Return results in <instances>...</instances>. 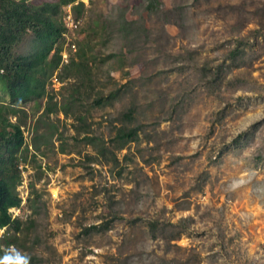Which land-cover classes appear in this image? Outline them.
Segmentation results:
<instances>
[{
    "label": "rangeland",
    "instance_id": "1",
    "mask_svg": "<svg viewBox=\"0 0 264 264\" xmlns=\"http://www.w3.org/2000/svg\"><path fill=\"white\" fill-rule=\"evenodd\" d=\"M77 1L76 50L56 46L75 58L86 37L89 54L67 77L56 69L53 85L49 70L42 96L11 101L0 71L1 114L24 136L10 245L31 264H264V0H157L151 11L149 0ZM257 28L245 65L207 85L200 66L228 62ZM33 43L27 34L15 53ZM128 108L137 134L115 150ZM86 136L105 142L104 156Z\"/></svg>",
    "mask_w": 264,
    "mask_h": 264
},
{
    "label": "trees",
    "instance_id": "2",
    "mask_svg": "<svg viewBox=\"0 0 264 264\" xmlns=\"http://www.w3.org/2000/svg\"><path fill=\"white\" fill-rule=\"evenodd\" d=\"M76 1L46 0L33 6L31 0H0V71L6 79V87L11 101L42 96L45 92V76L49 70L51 75L53 71L56 72V69L63 68V76L67 77L68 72L72 71L71 68L78 66V60L83 61L87 58L90 40L84 37L82 40L85 44L80 45L75 53L77 61L70 57L67 63L59 67L62 43L58 46L56 44L57 40L61 38L64 27L63 23H57L55 15L61 6L68 4H72L73 14L79 13L83 8V3L79 1L74 4ZM157 4V0H149L146 6L151 11L157 8ZM126 23L134 24L133 21H126ZM122 25L123 28L126 27L124 24ZM261 32V29L257 28L252 32V37L237 39L236 44L229 48L226 54L228 62H225L224 59L215 67L206 63L200 66L201 78L208 79L207 85L214 86L223 81L226 76L225 67L242 68L247 61L246 46L251 47L253 44H249L250 40L253 42L260 38ZM27 34L33 35L32 51L27 55L15 53V48ZM102 96L95 99V104L102 106L103 101L110 97V95ZM7 109L8 112L13 113L12 108ZM1 113L2 105H0V228H4L5 231L0 242L9 246L13 240H16L15 234L21 230L22 226V221L12 217L8 210L13 207L18 208L21 202L10 177L17 170L19 163L17 153L24 144V136L20 123L11 122ZM133 114L131 108L123 112L121 123L115 128L116 131L112 139L115 150L123 149L127 142L136 137L137 127L128 125L132 121ZM84 140H86V144L92 146L96 154L104 156L107 149L104 141H101L98 147L97 137L86 136ZM113 158L116 160L115 154ZM11 229L13 230L12 234H10ZM149 230L155 235L156 222H149ZM183 230L182 228L178 229L175 233L176 236L180 235Z\"/></svg>",
    "mask_w": 264,
    "mask_h": 264
},
{
    "label": "clouds",
    "instance_id": "3",
    "mask_svg": "<svg viewBox=\"0 0 264 264\" xmlns=\"http://www.w3.org/2000/svg\"><path fill=\"white\" fill-rule=\"evenodd\" d=\"M76 3H78V1L74 2V4H76ZM66 6H64V7H66ZM71 7H72V4H71ZM63 27H64V24H63ZM64 30H65V27H64L63 31ZM61 38H62V33H61ZM62 41H63V38H62ZM69 57H70V55L68 56V59H69ZM63 64H65V63H61V58H60V65H59V67H61ZM54 74H56V72H54L53 75ZM243 183H245V180L243 179V177H241L239 179H234L232 181L230 187L232 189H236V188L240 187L241 184H243ZM257 191L264 192V186H260L257 189ZM2 252H3V254L0 255V264H31V256L28 255L27 253L23 252L22 250L18 249L15 245H9L8 247L4 248L2 250Z\"/></svg>",
    "mask_w": 264,
    "mask_h": 264
},
{
    "label": "built area",
    "instance_id": "4",
    "mask_svg": "<svg viewBox=\"0 0 264 264\" xmlns=\"http://www.w3.org/2000/svg\"><path fill=\"white\" fill-rule=\"evenodd\" d=\"M65 12L63 16V24L65 27V30L62 32V38L66 40L65 46H68L70 50L75 51L76 50V43L69 37V33L78 28L79 21L78 19L74 16L72 10H71V4L67 5L65 7ZM61 55V63H66L68 61V52L66 49H62L60 51ZM53 77L51 78V81L54 83L53 85L56 84V75H52Z\"/></svg>",
    "mask_w": 264,
    "mask_h": 264
}]
</instances>
